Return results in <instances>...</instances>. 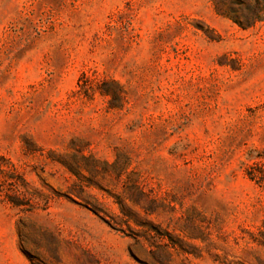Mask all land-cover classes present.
<instances>
[{
    "label": "rangeland",
    "instance_id": "rangeland-1",
    "mask_svg": "<svg viewBox=\"0 0 264 264\" xmlns=\"http://www.w3.org/2000/svg\"><path fill=\"white\" fill-rule=\"evenodd\" d=\"M238 3L264 15L0 0V264H264V22Z\"/></svg>",
    "mask_w": 264,
    "mask_h": 264
},
{
    "label": "trees",
    "instance_id": "trees-1",
    "mask_svg": "<svg viewBox=\"0 0 264 264\" xmlns=\"http://www.w3.org/2000/svg\"><path fill=\"white\" fill-rule=\"evenodd\" d=\"M227 1V0H222ZM238 1V0H235ZM261 1V0H257ZM239 6V7H236ZM230 7V10L220 14L232 20L238 27L243 30H249L255 28L258 24H262L264 22V15L262 16V10L260 12H256L254 8L248 6L243 9L241 7V3H238ZM262 247H264V231L262 232Z\"/></svg>",
    "mask_w": 264,
    "mask_h": 264
}]
</instances>
